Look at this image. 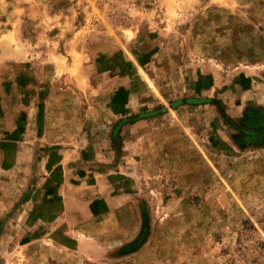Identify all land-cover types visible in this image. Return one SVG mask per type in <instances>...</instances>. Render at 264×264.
Segmentation results:
<instances>
[{
    "label": "rangeland",
    "instance_id": "rangeland-1",
    "mask_svg": "<svg viewBox=\"0 0 264 264\" xmlns=\"http://www.w3.org/2000/svg\"><path fill=\"white\" fill-rule=\"evenodd\" d=\"M221 111L264 129V0H0V264H264Z\"/></svg>",
    "mask_w": 264,
    "mask_h": 264
},
{
    "label": "trees",
    "instance_id": "trees-1",
    "mask_svg": "<svg viewBox=\"0 0 264 264\" xmlns=\"http://www.w3.org/2000/svg\"><path fill=\"white\" fill-rule=\"evenodd\" d=\"M190 100V102H195V101H197L198 100V102L199 101H204L205 99H189ZM210 102H213V101H211V100H209ZM175 102H172L171 103V105L174 107L175 106ZM222 112V115H223V117L225 118V120L226 121H228L229 122V124H231V125H233L237 130H238V133H236V134H234L233 136L235 137V138H239L240 136H246V137H259V136H261V137H263L264 136V134H263V132L262 131H264V129L262 130L261 128L260 129H250V128H253L252 127V125H253V120H250L249 118H248V116H246V115H244L243 117H242V119H240V122L237 124V123H234L232 120H230L228 117H227V115H225L224 113H223V111H221ZM119 128L117 127L116 129H115V132H114V134H113V141L115 142V141H117L118 140V133H119V130H118ZM255 132V133H254Z\"/></svg>",
    "mask_w": 264,
    "mask_h": 264
},
{
    "label": "water",
    "instance_id": "water-1",
    "mask_svg": "<svg viewBox=\"0 0 264 264\" xmlns=\"http://www.w3.org/2000/svg\"><path fill=\"white\" fill-rule=\"evenodd\" d=\"M190 101V100H189Z\"/></svg>",
    "mask_w": 264,
    "mask_h": 264
}]
</instances>
